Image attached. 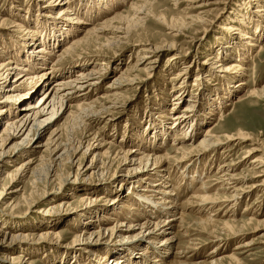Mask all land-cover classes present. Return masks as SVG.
Returning <instances> with one entry per match:
<instances>
[{
	"label": "rangeland",
	"instance_id": "obj_1",
	"mask_svg": "<svg viewBox=\"0 0 264 264\" xmlns=\"http://www.w3.org/2000/svg\"><path fill=\"white\" fill-rule=\"evenodd\" d=\"M63 1L67 0H0V23L1 19L8 20L0 27V49L4 51L3 56L0 54L2 58L0 65L7 59L17 61L25 58L22 49L26 47L21 46L22 40L27 44V41H24L27 38L24 28H27V32H33L35 39L44 38L43 41L47 42L52 40L46 37V32L49 31L51 34L54 29L49 30L48 23L43 26L41 18L56 23L57 25L53 26L59 31L63 25H66L64 27L72 25L68 21V16L61 12L65 7ZM259 1L146 0L144 15L137 17L131 6L140 5L142 2L139 0L70 1L74 6L72 14L78 13L84 23L75 32L72 30L62 37L63 41L56 47L53 45L49 47L47 42L45 46V41L42 42L43 47H47L46 52L48 50L50 52L45 55L51 58L48 67H52L51 62L55 60V56L60 55L72 40L83 38L88 28L99 26L110 19L112 27L121 29L122 34L118 35L111 31L97 34L100 35L98 42L92 37L89 44L79 47L71 56L60 59L57 68L51 71L55 78L50 82L38 84L33 103L39 102L41 96L58 78H68L80 71L81 67H89L90 70L104 68L100 69L102 75L98 85L86 97L87 103L97 100L91 103L94 110L102 109L105 101L100 97L114 90L108 87L112 84L113 78L120 75L114 67L122 68L123 71L128 69L123 76L124 84L128 85L119 91L116 104L114 101L113 104H107L115 106L109 115H104L105 119L102 122L96 120V123L81 118L75 108L71 109L70 115L67 112L55 120L66 106L60 110L59 105H56L57 114L53 117L52 108H49L46 115L38 118L42 123L39 130H32L25 139L30 126L26 135L15 139L11 137L13 132L10 134L5 132L8 117L0 118V154L12 152L14 148L31 141L30 143L34 145L29 151L34 154L32 158L37 159L34 166L38 168L37 165L41 163L38 159L41 156L45 160L51 158L50 150L53 147L48 143L52 138H58L64 148L70 149L71 154L64 158L62 167H56L58 178L50 186L58 187L59 180L69 176L70 185H67L69 187L66 186L62 190V195L53 193L35 199L34 207L30 210L23 203L34 188L32 172L30 171L22 182L10 184L11 179L16 178V170L26 161V157H20L18 160L12 158L8 162L0 163V191L7 187L6 204L0 203L2 205L0 228L3 227L0 234V264H11L8 260L5 261L7 256L18 258L20 255L23 256L22 263L25 262L24 259H28L26 264H31V261L36 259L37 263L32 264H113L115 259L120 258L117 253L122 250L142 254L148 264H157L155 259H159L160 255L153 254L147 249L149 242L153 240L149 239L148 242L142 236H138L137 233L140 231L138 229L134 230V234L127 231L129 223L138 221L143 224L147 216L153 212L157 213L155 210L145 212L147 208L142 204L143 198L147 196L145 192L142 193L141 199L134 192L128 193L136 188L142 190L144 188L142 183L138 184L142 188L133 187L137 184L136 181L131 184L124 182L122 188L120 187L122 183L120 177L127 174L128 169L142 164L139 160L142 156L130 152L145 149L143 148L145 145L148 146L149 152L152 147L154 152L158 151L160 154L169 152L172 156H177L174 149L178 146H173L175 138L182 136L186 129L192 128L197 142L206 132V128L219 123L220 112L225 114V119L219 128L224 134L230 135L232 140L223 143L220 150L213 155L207 153L202 156L198 161L199 164L204 162L205 165L201 177L197 178L194 170L184 169V164L178 169L172 160L166 164L168 167L166 171L174 180V194H177L179 203L183 204L182 211L185 213L184 222H174V226L162 237L166 239L175 235L172 245L169 244L170 253L166 259L171 261L175 257L187 254L186 257L190 258L185 260L187 262L207 260L209 263L213 259L234 254L236 260L223 259L219 260L218 264H264V190L246 189L258 180L255 177L257 170H253L249 163L259 154L246 157L254 144L251 141H241L238 145L235 139L249 135L255 143L264 141V93L259 95L260 97L250 94L254 89L264 91V11L260 14L253 13L260 7L264 9V2ZM41 13L48 17H41ZM256 22L260 23L263 29L261 35L254 32ZM167 28H173L175 31L171 32ZM245 33L251 34L253 38L251 41L257 44L256 46L248 45L249 40L243 37ZM175 34L178 35L174 36ZM34 42L35 46L31 48L28 45L26 50L33 51L42 46L39 42ZM172 42L176 44L174 48L163 47ZM138 43H149L162 50L155 55L154 63L149 66L151 69L146 68V71L135 73L132 66L139 58L138 55L142 54L136 50L143 47ZM227 45L230 47L236 45V52L228 53ZM96 47L101 50H96ZM51 53L52 57L49 55ZM95 53L103 55L95 58L92 56ZM171 55L176 58L175 61H169ZM219 58L224 60L223 66L234 63L240 65V70L232 77L227 73H221L214 60ZM103 61L106 64L102 67L100 62ZM26 63L28 61L21 62V67H27ZM41 67L40 65L37 66L38 69H30L32 74L29 75H40L44 71L40 69ZM16 78L15 73L7 77L5 90L0 92V104L7 105L11 102L7 100V96L13 92L15 85L23 81L15 82ZM228 83L232 87L226 92L225 87ZM21 86L19 90H26L27 84ZM237 100L239 102L234 105ZM227 103L232 104V107L226 105ZM76 104L77 102H74L72 105ZM21 105L23 103L18 104L20 110L23 107ZM186 109L189 110L186 114L190 119L177 126L171 118ZM15 116L18 118V113L14 114ZM153 126L157 128L164 126L167 132L156 141V144L150 145L149 141L144 142L152 133ZM184 141L181 145L183 143V146H187ZM78 142H81L82 146L74 153ZM222 150L226 155L222 154ZM131 160H134L133 163ZM71 161L74 165L67 163ZM230 163L229 170H233L230 174L240 175L243 179L236 182L235 188L246 189L242 193L239 192L238 198L235 199L232 189L234 185L217 181L222 176L218 171L221 165ZM114 173L120 174L118 179H112ZM183 175L188 177L183 178ZM193 175L195 177L192 181L190 177ZM203 180L211 190L204 194L216 196L219 200L228 199L219 202L213 209L211 217L214 222L207 228L199 224L203 215L192 209L196 208L194 207L196 200L189 199L192 194H201L199 188ZM42 186L44 185L39 188L43 191L45 186ZM14 189L20 191L16 196L10 197L8 193L15 191ZM84 196L94 200L90 202L92 206L84 208L85 203L81 200ZM12 199L19 205L15 210L4 207ZM115 200L119 202L114 205H111L112 202L108 204ZM186 201L192 202V207L185 205ZM128 205L133 211L128 209ZM121 223H124V227L120 233L110 231ZM227 227H233L239 235L230 238L225 229ZM210 228L217 237L225 238L226 241H215L209 232H204ZM47 233L49 234L46 235ZM216 246H220V251L212 258L213 256L209 254Z\"/></svg>",
	"mask_w": 264,
	"mask_h": 264
},
{
	"label": "bare ground",
	"instance_id": "obj_2",
	"mask_svg": "<svg viewBox=\"0 0 264 264\" xmlns=\"http://www.w3.org/2000/svg\"><path fill=\"white\" fill-rule=\"evenodd\" d=\"M42 1H44V0H42ZM70 1H68V0L63 1V5H65V7L62 8L61 12L63 14H65L66 16H68V21L71 22V24H72L71 26L70 25H68L67 27H64L66 25L61 26L62 29L60 30L61 31L60 32L59 29L58 28L56 29V27H55L57 25L56 23L46 21V19L44 21L41 18L40 20H41V23L43 24V26H46L47 23H48L47 25H49V24L52 25V26L49 25V30L54 29L53 32L51 34L49 31H48L49 33L46 32V34H47L46 37L47 38L50 37L52 40L49 42H47V40L46 41L44 40L45 41L44 42L43 41L44 38H42V39H40L41 40V42H40L39 38H37V39L33 38V35H32L33 32H27L28 31L27 28H24L23 29L24 34H25V36L27 35V38L24 41L25 42L27 41V44L24 43L22 40L21 46H23V48L24 47L28 48L27 46L30 45L32 48L33 46H35L34 41H36L37 43L39 42L40 44H42V42H44V44L47 42V43H49V47L52 45L56 47V45H58L59 43H61V41H63L62 37H65L66 34L68 35L70 31L73 30V32H75V30H77V28H80L83 25L84 21L78 13L72 14L73 10H74L72 8L74 6H73V3ZM99 1L102 2L103 0H99ZM104 1H107V0H104ZM139 1L142 2L141 3L142 5L140 4V5L131 6L133 13L136 17H137V15H144L143 9L147 5L146 0H139ZM259 2H264V0H260ZM261 8L262 7H260V9L254 10L253 13L254 14H260L261 12L264 11V9H261ZM145 14H147V13L145 12ZM40 16L43 18L48 17L45 13H41ZM262 17H263V15H262ZM7 21H8L7 19H1L0 24H2V25H0V27H3V25H5L4 23ZM53 25H55V26H53ZM167 29L171 30V32L175 31L173 28H167ZM235 30L238 31L239 29H235ZM262 30L263 29L260 27V23L256 22L255 27H254V32L256 34L259 33L261 35L263 32ZM109 31L114 32L115 34L117 33L118 35L122 34L121 29H119L118 27H112L110 19L106 20L105 22H103L99 26H96L93 28H88L86 30V34L83 38L72 40V42H70V44L68 46H66V48L64 49V51L60 55L55 56V60L51 62L52 67H48V64L50 63L49 61L51 58L48 56H45V55H47L50 52H49V50L46 52L47 47H43V44L41 47L37 48L36 50L33 49V51L32 50L29 51V49L26 50V48L24 50L22 49V52L24 51V53H25L24 59H20L17 61H16V59H14V60L7 59V61L2 62L0 65V92L5 90L6 80L10 74L15 73L17 75L16 80L14 79L15 82H18L19 80H23L21 84L15 85L13 88L14 90L11 89L13 92L11 91L12 93H10V95L7 96V100H10L11 102H8L7 105L0 104V118L8 117L6 119V122H5L7 125L5 127V132H8L9 134L11 132H13V133H11V137L16 139V138H20V137L26 135L25 133L28 131L29 127L31 126V128L29 129V131L25 137V139H26L31 134L32 130L36 129V131H37L40 129L39 126L41 127L42 123L38 120V118L46 115L45 113L48 111L49 108H52L51 109L52 117L54 116V114H57L55 111L56 105H59L60 110L62 109V107H64V105H66V106H65V108H63V111L59 114V116H57V118H55V120L61 118L62 116L67 114V112L70 115L71 109L75 108L79 111L80 117L83 119H87L89 121H95V122H96V120H98L97 122L104 121V119H105L104 115H106V114L109 115L112 111V108L115 106V105H107V104H113V101H114V104H116L115 101H116L117 96L120 94L119 91L121 90L122 87H124L125 85H128V84H124L125 77H123L124 74L128 72V69L123 71L122 68L119 69L117 67H114L115 71L118 72L120 75L118 77H114L112 84L110 86H108V87H112V89H114V90H111L110 92H108V93H106L100 97V99L104 100L105 103L101 106L102 109H100L99 111L94 110V108H92L93 106L91 104L95 101L97 102V100H93V102L87 103L86 97L91 91H93L94 87H96L98 85V83H99L98 81L100 80L101 75H102L101 70L104 68H100L101 70L100 69L93 70L91 68L92 70H90L89 67H81L80 71H77L76 74H72L71 76H68V78H58L54 83L51 84L50 88H48V90L45 92V94L41 96L39 102L34 104L33 99H34L35 95L37 94V87H38L39 83L44 84L46 82H50L53 78H55L53 76L55 74L54 73L52 74L51 71H53L54 68H57L56 66L61 62V60L63 58H65L67 56H71L72 53L76 52L79 47L84 46L86 44H89V42H91L90 38H92V37L96 38V42H98V40L100 39V35H97V34H105ZM73 32H72V34H73ZM232 32H234V31H232ZM238 34H239V32H238ZM176 35H178V34H175L174 36H176ZM243 37L246 40H249L248 45H250V46H256L257 45L255 43H252L251 40L253 38L251 37V34L245 33L243 35ZM138 44L143 46V47L138 48V50H136L142 54L138 55L139 58L136 60V62L132 66L133 72H135V73H139L141 71H146V68H150L149 66L152 63H154L153 61H154L155 55L157 54V52L162 50V49H159L158 47L152 46L149 43H138ZM21 46H19V47H21ZM45 46H46V44H45ZM175 46H176V44L172 42L171 44H167L166 46H163V47L174 48ZM235 47H236V45L231 46V47L229 45H227V48L229 49L228 53L234 52ZM96 48H97L96 50H101L98 47H96ZM261 50H260V52H261ZM0 54H1V56L4 55V51L2 49H0ZM49 55L52 57L53 54L51 53ZM99 55H103V54L95 53L92 56H95V58H96ZM104 56H106V55H104ZM169 57H170L169 61H172V60L175 61L176 60V58H174L173 55H171ZM0 59H2V58H0ZM214 60H215V63L217 64L218 69H221L220 72L221 73H227L229 75V77L236 75V73L240 70V65L233 63V64H230V66H223V63H222V62H224L223 59L219 58V60L218 59H214ZM14 61H16V62H14ZM24 61H28V63H26V64H28V65H26L27 67L24 66L25 68L21 67V62H24ZM100 64L103 67L106 63L103 61V62H100ZM40 65L42 66L40 69H43L44 71L42 73H40V75L30 76L29 74H32L31 73L32 71L30 72V69H32V68H33V70L38 69L37 66H40ZM22 84H25V85L27 84L26 90H23V91L19 90V89H21ZM231 87L232 86H230V84L228 83L227 86L225 87L226 92H227V89H231ZM263 93H264V91L257 90V89H254L250 92L251 96H259ZM178 100H180V99H178ZM238 100L234 103V105H236L237 102H239ZM74 102H77V104L75 106L72 105ZM21 103H23V105H21L23 107L20 110V109H18V104H21ZM12 104H14V105H12ZM226 105H230L232 107V104L227 103ZM187 111H189V110L186 109L183 112H180L179 115H173L174 117L171 119L173 120L174 124H177V126L178 125L180 126V125H183L188 119H190V116L186 114ZM16 113H18V115H19L18 118L16 117L17 115L14 117V114H16ZM209 113L210 112H208V114ZM224 119H225V114L223 112H220L219 123L215 124V126H209L208 128H206V132L202 135L200 140H198L197 142L195 140L196 137L194 136V133H193L194 130L192 128H188L189 130L186 129L185 132H183L182 136L175 138V143L173 144V146H176V147L178 146L177 148L174 149V153L177 154V156H172L169 152H165L162 154H160V152H158V151L154 152L152 147H151L152 150L149 152L147 149L148 146H145V145H143L144 146L143 148H145V149H142V148L141 149H135V150L130 152V153H136L138 156H142L141 158H139V160H140V162H142V164L140 163L139 165L134 166L132 169H128L127 174H125L123 177H120L121 182H122L120 187L122 188L124 182L131 184V182L136 181L137 184L133 187L136 188V187L140 186L142 188L141 185L138 186V184L142 183L143 187H144L142 190H137V188H136L135 190L129 191L128 193L134 192L141 199V198H143L141 196L142 193L145 192L147 194V196L143 198L144 202H142V204H144V206L147 208L145 210V212L149 213L150 210H155V211H157V213L153 212V214H150L149 216H147V218L143 224L139 223L138 221H136L137 223H133L134 221L132 223H129L127 231H129V232L131 231L130 234L132 232L134 234V230L138 229V231L140 230L139 233L135 232V233H137L138 236H142L145 241H148L149 239L153 240V241H151V243L148 241L149 247H150V245H151V247L149 248L147 246V249L149 250V252H151L153 254L155 253L157 255H160L159 259H155V262H157V264H218V261L223 260V259L236 260L235 255L230 254V255L224 256L221 259H217V260L213 259L212 262H209V263L207 262V260L192 263V262L185 261V260H188L190 258L186 257L187 254L186 255L183 254L182 257H178L181 259L178 260V258L175 257L174 260L169 261L168 259H166L167 255L170 253L169 252V244H171L175 235H173V237H167L166 239H162V237L166 234V232L169 231L174 226V224H175L174 222L179 221V223H182V222H184V218H185V213L182 211L183 204L179 203V200L176 198L177 194H174V182H173L174 180L172 179L173 177L170 176V173L168 174V172L166 171L168 168L166 166V164H168V162L170 163V160H172L175 162L174 166L177 167V169L180 168V165L184 164L185 165L184 169L186 168L189 170H194V173L196 172V174H197V178H198V176L201 177L202 173L205 171V168H204L205 165H203L204 162L203 163L201 162L199 164L198 161L202 158V156L207 154V153H209L210 155H213L216 151L220 150V147L223 143H227V142L232 140L230 135L224 134L223 131L219 128L220 123ZM196 122H198V121H196ZM166 132L167 131H166L164 126H161L158 128H157V126H153L152 133H150L149 138H146L147 140L144 143L149 141L150 145L153 143L156 144V141L158 139H160L161 136L166 135ZM9 134H8V136H9ZM235 139L238 141V143H237L238 145L241 144V141H251V143L254 144V145H252V146H254L253 149L250 150L248 152V154H246V157H249L250 155H253L256 153L259 154V156H255L251 160V162L249 163V166L252 167L253 170H257V174L255 177L258 180L255 181V183H253L250 187H247L246 189L249 188L251 190V189H257L258 188V189L264 190V141H259L258 143H255L249 135H246L245 137H242V138H235ZM142 140H144V138H142ZM142 140H141V142H143ZM183 140H185L184 142H185V144L187 143V146H183L184 145L183 143L181 145V142H183ZM30 142L27 144L22 142L24 144H21V146L14 148V150L12 152L0 154V163L8 162V161H10L9 159H12V158H14L15 160H18L20 157L21 158L26 157L25 158L26 161L23 162L22 165L19 166L18 169L16 170V174H17L16 178L14 179V177H13L11 179L10 184L14 183V182L15 183L16 182L17 183L22 182L23 179L25 177H27L29 173L32 172V175H34V181L32 182L34 188L31 190V192L29 194V198L25 199V201L23 203V205L25 207H27L29 210L32 207H34L33 202L35 199L42 198L46 195L53 194V193H55L56 195H62V190L65 189V187L67 185H70V183H69L70 177L67 176L65 179L61 178V180H59L60 183L58 182L59 183L58 187H53V188L50 187L51 184H53V182L56 180V178H58V172H57L56 167L60 168L64 165L63 164V161L65 160L64 158L66 156H68V154L70 153V151H69L70 149L67 147L64 148V145H62V143L59 142L58 138L57 139L52 138L50 140V143H48V145H50L53 148L51 150L49 148H47V150L51 151V158H49L48 160H45V158L43 156H41L38 159V160H40L41 163L39 165H37L38 168H36V166H34V164L37 163V159L32 158V156L34 154H32V152L29 151V149L31 150L33 148L34 144H32ZM176 142H178V143H176ZM80 146H82V143L78 142L76 148L74 147L75 148L73 150L74 153H76L80 149ZM35 148H36V146H35ZM139 150H143V151H139ZM60 151H62V153L59 154ZM223 153L225 154L224 150H222V154ZM70 155L71 154H69V156ZM133 161L134 160H131V163H133ZM67 163L74 165L73 161L67 162ZM33 166H34V168H32ZM92 167L93 166H91V168ZM209 168H210V166H209ZM229 168H231V163L221 165V167L218 171H219V174H221L222 176L217 181L225 182V184H227V185H230V184L234 185L232 187V189L234 190V194H235V195L233 194L234 195L233 199H235V198H238L239 192L242 193V192L246 191V189L235 188L236 182L239 180H243V179L240 178V175L230 174L233 170H229ZM201 169H202V172L200 174ZM78 171H79V169H78ZM181 173H183V171H181ZM119 176H120V174L114 173V174H112L111 177L114 180L115 178L118 179ZM182 177L187 178L188 175H185V176L183 175ZM194 177H195L194 175L192 177H190L192 181H193ZM229 181H233V182L230 183ZM41 185L45 186V187L42 186L45 188V190H43V191L40 190L39 186H41ZM67 187H69V186H67ZM6 188L4 187L0 191V203L4 204V205L6 204L5 199L7 197L6 196L7 193L5 192ZM11 188L12 187H9V189H11ZM209 190H210V188H209V186H207V182H204V180H203L202 186L199 188V191L201 194L196 193V194H192L189 197V199H195L196 200L195 201L196 206H194L196 208H192V209H195L197 211V213H199L200 215H203L202 219L199 221V224L204 226V228L212 226L214 219L211 217V212L216 207V205L219 202H222V201L225 202L228 200V199L219 200L218 197H216V196L204 194V192L209 191ZM19 191H18V189H17V191L16 190L10 191L8 193V195H10V197H14L17 195V193H19ZM81 200L83 203H85L84 208L92 206L93 204H90V202L94 201L89 196H84ZM111 202H112L111 205H114V204L118 203L119 200L118 201L115 200V202L110 201V202H108V204H110ZM191 203L192 202L186 201L185 205L192 207L193 204H191ZM1 206L2 205H0V207ZM18 206L19 205L15 201V199L14 200L12 199L4 207L15 210L18 208ZM128 206H129V208H128ZM128 206H127V208L129 210L133 211L131 209L132 207L130 208V205H128ZM117 207H118V205H117ZM113 208H114V206H113ZM28 209H27V211H28ZM134 210H137V209H134ZM137 217H138V215H137ZM111 219L113 220V218H110V220ZM131 220H132V218H131ZM116 222L120 223V221H116ZM122 227H124V223H121V225H118L114 228H111L110 231L115 232V233H120V231H122V229H123ZM2 228H0V234L3 232ZM225 229L230 234V236L228 235L230 238L237 237L239 235L238 231L236 229H234L233 227H227ZM205 231L209 232V235L213 239H216L215 241H226L225 238L217 237L214 230L211 228L209 230H204V232ZM93 233L94 232H92V234ZM48 234L49 233H47L46 235H48ZM137 235L135 234V236H137ZM55 237H57L56 234H55ZM24 238L26 239V236H24ZM219 247L220 246H216L210 252L209 255H212L213 256V257L211 256L212 258H215L217 256V254L219 253V251H220ZM193 249L196 250L197 248H193ZM117 254L120 255L119 256L120 258L115 259L113 261V264H142L143 262H146L144 256H142V254L137 255L134 252H131V251L126 252L124 250H122L121 252H119ZM22 258H23L22 255L18 256V258H16L15 256H7L5 261L8 260V262L11 264H26L28 259H24L25 262L22 263V261H21ZM156 258H158V257H156ZM167 261H168V263H167ZM32 263H37V259L31 261V264ZM146 264H148V263L146 262Z\"/></svg>",
	"mask_w": 264,
	"mask_h": 264
}]
</instances>
